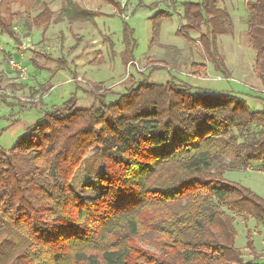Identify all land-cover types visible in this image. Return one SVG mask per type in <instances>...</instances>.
<instances>
[{"label": "trees", "instance_id": "16d2710c", "mask_svg": "<svg viewBox=\"0 0 264 264\" xmlns=\"http://www.w3.org/2000/svg\"><path fill=\"white\" fill-rule=\"evenodd\" d=\"M64 1L69 20L93 15ZM102 1L121 11L114 0ZM220 1L182 2L177 33L187 43L198 34L213 71L228 78L217 38L233 23ZM245 9L255 75L264 83V0H248ZM169 16L150 18L154 38ZM51 17L45 9L36 28ZM0 30L16 41L1 20ZM124 31L133 50L132 31ZM190 70L199 78L206 66ZM148 77L109 103V92H88V109L72 97L43 113L9 150L0 148V264H260L246 263L235 247L233 215L264 227V201L224 176L251 168L264 174V111L233 93ZM92 151L99 167L89 172L84 187L92 195L85 197L73 182ZM245 249L255 258L250 231Z\"/></svg>", "mask_w": 264, "mask_h": 264}, {"label": "rangeland", "instance_id": "374dc122", "mask_svg": "<svg viewBox=\"0 0 264 264\" xmlns=\"http://www.w3.org/2000/svg\"><path fill=\"white\" fill-rule=\"evenodd\" d=\"M71 1L84 10L89 7L93 15L69 20L64 0H0V20L16 37V41L10 40L0 30L1 149L9 150L43 113L70 98L76 99L77 108L88 109L94 103L88 92H109V103L147 75L150 83L165 84L173 77L199 89L233 93L242 97L250 110L264 111V83L255 75V54L246 37L248 0L219 3L233 23L229 34L217 38L228 78L213 71L200 49L198 34H190L193 42L187 43L177 33L185 22L181 3L198 0H114L120 4V12L102 0ZM45 9L52 13L51 20L37 29L34 19ZM159 11L170 16L159 23L154 38L150 18ZM126 28L132 31L133 50L124 42ZM11 60L20 64L24 75L12 68ZM193 63L206 66L199 78L191 74ZM153 68L156 70L150 73ZM86 161L73 182V188L85 197L92 193L84 184L93 179L91 174L99 167L93 151ZM224 177L264 201V174L255 168L227 171ZM233 216L235 247L242 251L244 261L264 264V227L252 219ZM247 231L251 232L257 260L245 249Z\"/></svg>", "mask_w": 264, "mask_h": 264}, {"label": "built area", "instance_id": "2783aa9c", "mask_svg": "<svg viewBox=\"0 0 264 264\" xmlns=\"http://www.w3.org/2000/svg\"><path fill=\"white\" fill-rule=\"evenodd\" d=\"M10 65L12 68H14L16 71L20 72L22 75H24V69L20 66V64H17V62L11 60Z\"/></svg>", "mask_w": 264, "mask_h": 264}, {"label": "crops", "instance_id": "0c3cea01", "mask_svg": "<svg viewBox=\"0 0 264 264\" xmlns=\"http://www.w3.org/2000/svg\"><path fill=\"white\" fill-rule=\"evenodd\" d=\"M88 9H89V7L85 8V10H88Z\"/></svg>", "mask_w": 264, "mask_h": 264}]
</instances>
